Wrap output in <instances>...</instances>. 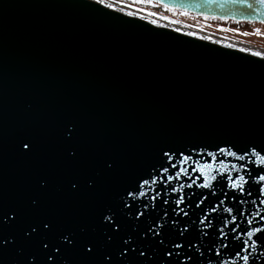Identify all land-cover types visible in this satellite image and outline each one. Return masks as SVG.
<instances>
[{"label": "water", "instance_id": "1", "mask_svg": "<svg viewBox=\"0 0 264 264\" xmlns=\"http://www.w3.org/2000/svg\"><path fill=\"white\" fill-rule=\"evenodd\" d=\"M142 1L264 23V0ZM249 50L100 0H0V264H264Z\"/></svg>", "mask_w": 264, "mask_h": 264}, {"label": "rangeland", "instance_id": "2", "mask_svg": "<svg viewBox=\"0 0 264 264\" xmlns=\"http://www.w3.org/2000/svg\"><path fill=\"white\" fill-rule=\"evenodd\" d=\"M141 14L173 21L232 44L264 52V24L215 19L167 8H156L141 0H109ZM155 6V5H154ZM247 33V35H245Z\"/></svg>", "mask_w": 264, "mask_h": 264}, {"label": "bare ground", "instance_id": "3", "mask_svg": "<svg viewBox=\"0 0 264 264\" xmlns=\"http://www.w3.org/2000/svg\"><path fill=\"white\" fill-rule=\"evenodd\" d=\"M100 1H102L104 3H107V4H110L112 6L124 9L126 11H129V12L133 13V14L140 15V16H142V17H144L146 19H149V20H151L153 22L162 23V24L168 25L170 27H173V28H176V29H179V30H182V31H186V32H189L191 34L198 35L200 37H205V38H208V39L220 42V43H229V44H231L230 42H226V41L221 40L219 38H216L214 36H210V35H208V34H206L204 32L195 30L194 28H191V27H188V26H185V25H182V24H178V23L173 22V21H163V20L157 19L156 16L155 17H151V16H147V15L141 14L140 12H137V11H135L133 9L127 8V7L122 6V5H119V4H117V3L113 2V1H109V0H100ZM153 7H155V6L153 5ZM234 45L237 46V47H241L242 49H250L249 51H254V52H257L259 54H264V52H260L258 50L256 51L254 49H251V48H248V47H245V46H241V45H238V44H234Z\"/></svg>", "mask_w": 264, "mask_h": 264}, {"label": "snow or ice", "instance_id": "4", "mask_svg": "<svg viewBox=\"0 0 264 264\" xmlns=\"http://www.w3.org/2000/svg\"><path fill=\"white\" fill-rule=\"evenodd\" d=\"M245 35H247V33H245ZM25 147H27V145H25ZM261 162L264 163V159H262ZM261 179H264V177H261ZM249 235H251V233H250ZM246 259H247V258L245 257V260H246Z\"/></svg>", "mask_w": 264, "mask_h": 264}]
</instances>
